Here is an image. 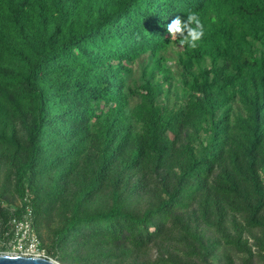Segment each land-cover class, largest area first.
I'll list each match as a JSON object with an SVG mask.
<instances>
[{
  "label": "trees",
  "instance_id": "trees-1",
  "mask_svg": "<svg viewBox=\"0 0 264 264\" xmlns=\"http://www.w3.org/2000/svg\"><path fill=\"white\" fill-rule=\"evenodd\" d=\"M26 196L60 264H264V0H0L1 239Z\"/></svg>",
  "mask_w": 264,
  "mask_h": 264
},
{
  "label": "rangeland",
  "instance_id": "rangeland-1",
  "mask_svg": "<svg viewBox=\"0 0 264 264\" xmlns=\"http://www.w3.org/2000/svg\"><path fill=\"white\" fill-rule=\"evenodd\" d=\"M181 46L178 42L171 38V45L165 52L158 56L162 59V64L159 68L156 65V59L149 54L141 56L134 64H130L131 78L130 83L139 86L144 79L150 80L153 83L161 84L164 94L168 96L169 103H174L176 98L183 95L181 78L183 77V68L179 64V53ZM161 97L160 99H162ZM139 102V99L134 97L130 100V108ZM235 107H237L235 105ZM18 205V201L14 202ZM5 247L4 239L0 238V254L6 253L8 250ZM49 258L58 263L55 258L49 255ZM60 264V263H59Z\"/></svg>",
  "mask_w": 264,
  "mask_h": 264
},
{
  "label": "built area",
  "instance_id": "built-area-1",
  "mask_svg": "<svg viewBox=\"0 0 264 264\" xmlns=\"http://www.w3.org/2000/svg\"><path fill=\"white\" fill-rule=\"evenodd\" d=\"M19 215L9 220V231L5 233V248L3 255H19L51 260L45 249L41 247L40 239L33 225V212L28 204V196L23 202H18Z\"/></svg>",
  "mask_w": 264,
  "mask_h": 264
},
{
  "label": "clouds",
  "instance_id": "clouds-1",
  "mask_svg": "<svg viewBox=\"0 0 264 264\" xmlns=\"http://www.w3.org/2000/svg\"><path fill=\"white\" fill-rule=\"evenodd\" d=\"M167 31L179 46L195 49L204 36V25L198 13L189 12L183 21L179 17L173 19L167 25Z\"/></svg>",
  "mask_w": 264,
  "mask_h": 264
},
{
  "label": "water",
  "instance_id": "water-1",
  "mask_svg": "<svg viewBox=\"0 0 264 264\" xmlns=\"http://www.w3.org/2000/svg\"><path fill=\"white\" fill-rule=\"evenodd\" d=\"M0 264H59L52 260L0 254Z\"/></svg>",
  "mask_w": 264,
  "mask_h": 264
}]
</instances>
